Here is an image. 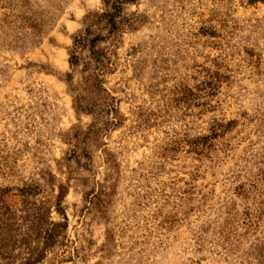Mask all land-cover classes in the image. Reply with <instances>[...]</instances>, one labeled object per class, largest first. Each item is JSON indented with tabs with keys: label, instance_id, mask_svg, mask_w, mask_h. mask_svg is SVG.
<instances>
[{
	"label": "rangeland",
	"instance_id": "1",
	"mask_svg": "<svg viewBox=\"0 0 264 264\" xmlns=\"http://www.w3.org/2000/svg\"><path fill=\"white\" fill-rule=\"evenodd\" d=\"M0 0V264H264V0Z\"/></svg>",
	"mask_w": 264,
	"mask_h": 264
},
{
	"label": "trees",
	"instance_id": "2",
	"mask_svg": "<svg viewBox=\"0 0 264 264\" xmlns=\"http://www.w3.org/2000/svg\"><path fill=\"white\" fill-rule=\"evenodd\" d=\"M137 0H102L104 6V12L102 14L91 15L86 18L87 28L81 35L74 39L73 48L70 50V65L72 68L79 66L80 58L79 52L88 48L91 58L99 61L100 50L95 49V44L99 41H103L99 36L93 40H89L92 34V29L104 25V28L109 27L110 31L118 30V15L123 5L129 3H135ZM97 56L98 59L95 57Z\"/></svg>",
	"mask_w": 264,
	"mask_h": 264
}]
</instances>
